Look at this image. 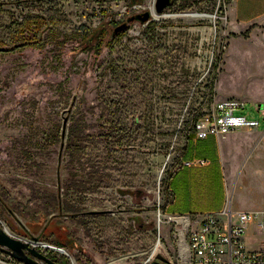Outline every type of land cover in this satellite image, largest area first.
<instances>
[{
  "label": "rangeland",
  "instance_id": "1",
  "mask_svg": "<svg viewBox=\"0 0 264 264\" xmlns=\"http://www.w3.org/2000/svg\"><path fill=\"white\" fill-rule=\"evenodd\" d=\"M215 1L213 11L207 0H176L157 13L156 0H0V46H20L0 53V223L14 237L32 245L39 238L21 227L31 221L24 217L29 208L56 215L76 241L53 251L56 259L152 264L156 249L170 264L188 261L164 212L167 179L179 163L189 114L204 102L214 53L220 64L210 106L244 102L236 113L259 121L256 136L245 127L226 134L239 144L226 158L229 206L264 210L262 36L249 24L232 31V17L218 14ZM150 9L153 39L149 22L135 21L118 44L106 43L116 26ZM53 10L67 20L55 37L47 28L36 38L14 36L17 21ZM195 12L215 18L186 15ZM106 23L100 51L77 53L78 34ZM54 239L44 243L55 246ZM244 241L264 248V232L250 227Z\"/></svg>",
  "mask_w": 264,
  "mask_h": 264
},
{
  "label": "built area",
  "instance_id": "2",
  "mask_svg": "<svg viewBox=\"0 0 264 264\" xmlns=\"http://www.w3.org/2000/svg\"><path fill=\"white\" fill-rule=\"evenodd\" d=\"M233 1L217 0V7L220 8L217 10L218 14L225 15ZM244 109V102L233 100L215 102L196 123L195 137L206 139L209 136H224L244 127L257 128L258 120L236 113ZM204 164V160L184 163L186 166ZM168 222L177 225L179 256L184 258L188 253L190 258L182 264H264V248H248L244 241V236L250 227H256L264 232V210L234 213L226 207L220 212H207L196 218L188 215H173L169 217ZM34 246L48 251H65L61 247L43 241L36 242ZM157 255L155 249L150 260L153 261ZM0 264L22 263L2 251Z\"/></svg>",
  "mask_w": 264,
  "mask_h": 264
},
{
  "label": "crops",
  "instance_id": "3",
  "mask_svg": "<svg viewBox=\"0 0 264 264\" xmlns=\"http://www.w3.org/2000/svg\"><path fill=\"white\" fill-rule=\"evenodd\" d=\"M232 17L230 28L239 32V24L253 27L262 38L260 46L264 48V0H234L227 10ZM242 32V31H240ZM253 129L245 130L249 135L259 133ZM230 136H209L198 139L192 135L184 139L179 156V167L167 181L168 197L164 206L166 217L188 215L199 217L207 212H220L228 207L231 212L252 211L229 206L227 182V153L235 150L239 144L232 142ZM252 142L249 140V146ZM204 160V165L186 166L185 162ZM259 210V209H254Z\"/></svg>",
  "mask_w": 264,
  "mask_h": 264
},
{
  "label": "trees",
  "instance_id": "4",
  "mask_svg": "<svg viewBox=\"0 0 264 264\" xmlns=\"http://www.w3.org/2000/svg\"><path fill=\"white\" fill-rule=\"evenodd\" d=\"M143 0H134L133 3L139 4ZM176 0H173L172 3H174ZM216 5L215 0H207V6L208 10L213 11ZM202 11V10H200ZM220 13V12H219ZM110 25H117L119 22H113L109 21ZM101 24L100 26L96 27L90 34H78V36L83 37L82 43L77 49V53L80 51L84 50H93L95 52H99L101 47H102V37L106 35L107 28H109V24ZM67 24L66 16L62 11L58 10H53V11H48L45 13V15L41 16H35L32 18H24L22 20H19L16 22L15 25V31L13 32L14 36L17 37L18 39L23 38V36L27 33L30 32L33 34V37H37L41 34V32L44 29H48L49 32L55 37L61 30L65 28ZM156 27V22L151 21L149 22L148 26L146 27V32L149 33V37L153 39L154 36L153 33L155 31ZM127 30L119 33L114 39H110V36L106 37V43L110 46L113 47L115 44H118L121 40V38L126 34ZM56 34V35H55ZM42 46V45H41ZM20 46L15 45L14 48H7L5 46H0V53H5L8 51L16 50ZM147 64V62H145ZM219 64H220V57L214 53V60L211 65L210 69V74L209 78L207 80V83L205 85V97H204V102L200 104V106L192 111L189 114L188 118V127L186 128V132L184 134V139H189L192 135H194L195 131V126L196 123L200 118H202L205 113L202 112L205 108H209L210 104L212 103V100L214 98V89H215V83L217 80V75H218V69H219ZM116 72L114 71L113 74L116 75ZM179 167L178 165L171 170V172L168 174V179L171 177V175L174 173V171ZM167 179V181H168ZM0 202L4 205V201L1 200L0 197ZM62 209V205L60 203V200H57L56 203V210L57 212H60ZM11 208H8V211L10 212ZM84 212H81L79 214H83ZM78 214V215H79ZM60 215V214H59ZM64 215V214H61ZM77 215V214H74ZM24 217L28 218V220L31 219V221H27L28 224H26L25 227L21 226L22 229L30 234H39V241L43 242H48L50 238L53 236L54 239V245L61 247V248H66V247H71L74 248L77 246V243L72 237L67 233L65 230L62 228L61 222L54 221V217L56 215L51 216L50 218L48 217V214L42 212V210H37L35 212L31 211L29 208H25L24 210ZM79 222H81L79 220ZM7 224L13 228L16 229V226L13 225L10 221L7 222ZM48 255L51 257L52 260H56V264H71L67 259L65 260H59L56 259L53 255V251H49Z\"/></svg>",
  "mask_w": 264,
  "mask_h": 264
},
{
  "label": "water",
  "instance_id": "5",
  "mask_svg": "<svg viewBox=\"0 0 264 264\" xmlns=\"http://www.w3.org/2000/svg\"><path fill=\"white\" fill-rule=\"evenodd\" d=\"M172 4V0H156L155 12H162L167 6ZM155 14L151 9L142 13H137L128 17L125 22L116 26L110 34V39H114L119 33L128 30L130 23L140 22L146 24ZM202 14V13H199ZM64 136V134H63ZM34 241L38 242V238ZM45 246V245H44ZM46 247V246H45ZM0 249L10 255L12 258L22 264H56L54 260L47 256L36 246L14 237L3 224L0 223ZM64 252L63 250H60ZM152 264H170V262L161 255H157Z\"/></svg>",
  "mask_w": 264,
  "mask_h": 264
},
{
  "label": "bare ground",
  "instance_id": "6",
  "mask_svg": "<svg viewBox=\"0 0 264 264\" xmlns=\"http://www.w3.org/2000/svg\"><path fill=\"white\" fill-rule=\"evenodd\" d=\"M153 11V10H152ZM154 12V11H153ZM188 16H192V17H195V18H202V17H206V18H215L214 15H210V14H199L198 12H195V13H190V14H186Z\"/></svg>",
  "mask_w": 264,
  "mask_h": 264
},
{
  "label": "flooded vegetation",
  "instance_id": "7",
  "mask_svg": "<svg viewBox=\"0 0 264 264\" xmlns=\"http://www.w3.org/2000/svg\"><path fill=\"white\" fill-rule=\"evenodd\" d=\"M172 2H173V0H172Z\"/></svg>",
  "mask_w": 264,
  "mask_h": 264
}]
</instances>
